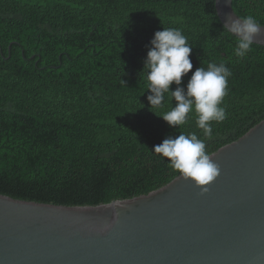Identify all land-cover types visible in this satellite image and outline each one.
<instances>
[{"label": "trees", "instance_id": "1", "mask_svg": "<svg viewBox=\"0 0 264 264\" xmlns=\"http://www.w3.org/2000/svg\"><path fill=\"white\" fill-rule=\"evenodd\" d=\"M233 8L264 25V0ZM163 27L187 37L192 72L231 70L227 118L211 138L194 112L175 127L158 116L176 103L168 94L151 109L142 72ZM234 45L215 0H0V194L63 206L129 199L181 175L153 152L168 136L196 133L209 155L237 141L264 120V45L245 58Z\"/></svg>", "mask_w": 264, "mask_h": 264}, {"label": "water", "instance_id": "2", "mask_svg": "<svg viewBox=\"0 0 264 264\" xmlns=\"http://www.w3.org/2000/svg\"><path fill=\"white\" fill-rule=\"evenodd\" d=\"M215 8L223 25L238 16L233 0ZM210 156L204 194L182 175L97 206L0 194V264H264V120Z\"/></svg>", "mask_w": 264, "mask_h": 264}, {"label": "clouds", "instance_id": "3", "mask_svg": "<svg viewBox=\"0 0 264 264\" xmlns=\"http://www.w3.org/2000/svg\"><path fill=\"white\" fill-rule=\"evenodd\" d=\"M223 28L235 38L234 56L245 58L264 25L252 15L235 19L229 16ZM150 45L142 75L151 93L147 97L151 109L162 107L168 94L176 103L158 116L175 127L184 125L189 113L194 112L196 126L205 137L211 138L212 122H223L227 118L226 108L221 105L227 95L228 78L232 75L230 68L224 63H209L206 68L201 66L192 72V46L180 29L163 27L162 31L154 33ZM190 72L192 75L185 88L182 78ZM173 83L177 86L175 90L171 88ZM153 152L167 158L168 166L183 178L195 182L202 189L201 194L207 193V186L220 175L219 165L207 153L205 141L196 133L168 136Z\"/></svg>", "mask_w": 264, "mask_h": 264}]
</instances>
